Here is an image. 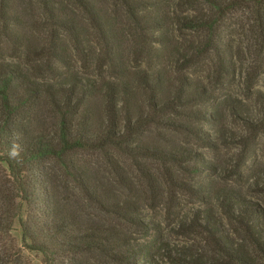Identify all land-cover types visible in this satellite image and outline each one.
<instances>
[{"label":"trees","instance_id":"16d2710c","mask_svg":"<svg viewBox=\"0 0 264 264\" xmlns=\"http://www.w3.org/2000/svg\"><path fill=\"white\" fill-rule=\"evenodd\" d=\"M24 2L41 7L40 27L51 36L53 45L43 44L36 50L32 39L18 29L23 22L36 25L38 21L27 12ZM197 2L206 10L174 14L168 5L162 8L159 0H0V165L5 166L7 184L13 185L12 194L20 199L19 211L26 205L25 218L17 213L23 241L42 255L44 264H161L154 252L131 242L115 225L85 222L64 205L50 164L54 163V169L56 164L89 203L138 228L147 227V222L138 214L135 202L102 188L73 160V154L113 147L135 160L141 171L139 160L151 159L184 170L182 175L201 174L204 167L197 165L196 151L175 143L158 144L148 133L174 130L195 137L203 146L216 145V139L198 126L202 121L210 123L216 115L198 107L213 102L210 82L197 80L185 70L199 59L209 58L214 66L213 82L221 83L235 65L232 34L225 25L229 20L230 26L235 14L246 12L252 21L246 31L255 33L259 41L250 48L247 60L253 62L251 72L264 74V0ZM113 6L122 8L128 17L126 27L136 45L133 58L120 50L125 34ZM84 20L97 37L93 54L99 79L61 74L57 82L40 83L3 58L7 57L5 43L10 42L18 46L12 49L25 46L51 62L60 57L58 38L66 34L74 37V48L83 59L90 54L82 44V35L88 31L83 29ZM175 24L182 33L189 32L179 36V41L167 33ZM56 76L54 72L51 77ZM257 99L262 117L255 120L230 104L235 116L253 130L264 126V93H258ZM39 101L52 105L61 115L55 131L34 109ZM170 181L178 191L201 202L216 200L240 235L236 238L226 232L223 219L210 208L199 211L181 229L202 235L209 248L166 245L163 254L170 263L264 264L261 204L210 182L190 184L181 176ZM254 186L264 192V174ZM9 263L0 257V264Z\"/></svg>","mask_w":264,"mask_h":264},{"label":"rangeland","instance_id":"374dc122","mask_svg":"<svg viewBox=\"0 0 264 264\" xmlns=\"http://www.w3.org/2000/svg\"><path fill=\"white\" fill-rule=\"evenodd\" d=\"M159 1L163 4L162 8L168 5V9L174 14H191L195 10H206L205 6L197 0ZM24 7L29 14L37 17L38 21L36 25L23 22L18 29L32 39L31 45L36 50L43 44L53 45L51 36L40 27L41 20L43 21L41 7L37 3L25 4V2ZM113 9L117 12L115 16H117L118 26L125 34L122 37L120 50L125 56L129 55L133 58L131 52L136 45L130 35L131 31H128L129 28L126 27L128 17L119 6H113ZM76 13L81 19V14L78 11ZM83 22L85 25L83 29H88V31L82 35V44L83 48H87L90 52L83 59L74 48V37L66 34L58 38L57 50L60 57L52 59L51 62H45L44 58H39L38 52L35 53L33 49H27L25 46L17 50L12 49L18 46L10 42L5 43L6 49L3 53L7 57L3 55V58L12 64L21 66L26 73L40 83L57 82L61 74L64 76L79 75L83 79H99L100 70L96 69L97 56L93 54L97 37L94 31L87 26L86 21ZM228 24L229 20L225 26L232 34L230 41L235 51L233 71L229 72L221 83L215 84L213 82L215 77L211 76L214 66L209 58L207 61L199 59V63L185 70L186 74H191L197 80L210 82L209 86L214 95L213 102L198 105V107L213 111L216 115L210 123L202 121L198 123V126L210 137L216 139V145L203 146L195 137L174 130L156 129L148 133L151 140L158 144L169 146L175 143L196 151L199 163L197 165L204 167L201 174L182 175L184 170L170 165L166 166L151 159L139 160L141 171L135 160L119 153L113 147L94 152L81 150L73 154V160L102 188L135 202L139 208L138 214L147 222V227L138 228L128 223L127 220L106 214L99 207L89 203L75 184L63 176V171L56 164V169L52 166L54 163L50 164L53 175L55 173L59 180L57 192L64 205L75 211L85 222L98 221L108 226L109 224L115 225L116 230L123 233L131 242L140 247L145 245L154 252L161 264H172L163 254V248L166 245L172 248L183 245L194 249L196 247L209 248L202 235L184 233L181 229L182 225L186 226L192 221L197 212L205 211L207 208L221 216L226 232L236 238L240 236L235 226L224 217L216 200L201 202L187 192L178 191V187L172 184L170 178L181 176L186 178L190 184L199 185L210 182L220 188L234 189L244 198L256 201L264 207V192L257 191L254 186L256 179H261V175L264 174V126H258L259 130L250 129L235 116V111L230 106V104L235 105L238 112L243 116H250L251 119L262 117L257 97L258 93H264V74L258 75L251 72L253 62L250 63L247 60L250 48L253 49L259 41L255 33L246 31L252 24L248 13L235 14L229 27ZM168 29V36L174 38L175 41L181 40L179 36L182 34L189 33L188 30L182 33L177 24ZM54 72L57 76L53 79L51 76ZM34 109L45 117L51 131L57 129L61 115L52 105L39 101ZM4 171L5 166L0 165V190H2L0 192V257L5 260L7 258L10 261L9 264H44L42 255L29 249L23 241L17 213L20 212L21 217L25 218L26 205L22 211H19L20 199L16 194H12L13 185L7 184V179L3 175ZM99 258V255L95 256L96 260Z\"/></svg>","mask_w":264,"mask_h":264}]
</instances>
